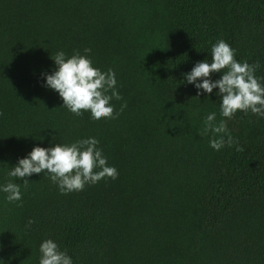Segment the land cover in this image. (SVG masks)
Segmentation results:
<instances>
[{
  "label": "trees",
  "instance_id": "1",
  "mask_svg": "<svg viewBox=\"0 0 264 264\" xmlns=\"http://www.w3.org/2000/svg\"><path fill=\"white\" fill-rule=\"evenodd\" d=\"M221 39L264 76V0H0V184L33 147L89 137L118 171L79 192L41 173L19 202L0 193L6 264H39L45 239L74 264H264V119L238 112L215 151L201 133L218 97L182 83ZM57 51L115 72V119L75 116L42 86Z\"/></svg>",
  "mask_w": 264,
  "mask_h": 264
},
{
  "label": "clouds",
  "instance_id": "2",
  "mask_svg": "<svg viewBox=\"0 0 264 264\" xmlns=\"http://www.w3.org/2000/svg\"><path fill=\"white\" fill-rule=\"evenodd\" d=\"M84 49V53L90 52ZM209 57L197 62L192 69L183 74V82L196 89V95L214 94L218 97L219 115L210 112L204 117L201 135L212 133L209 146L219 151L225 145L231 147L232 137L227 134V121L238 112L252 114L264 119V76H257L260 63L249 64L235 59V49L224 40H218L209 50ZM54 69L42 73L46 89L56 92L62 100V107L75 116L88 113L93 121L115 119L112 100H120L117 90L116 74L111 69L101 71L93 66L87 55L74 51L66 56L64 51L50 55ZM211 73H220V78L212 80ZM217 91L213 93V90ZM121 106V111L123 107ZM227 136V139H225ZM96 138L79 139L71 143H55L49 147L35 146L23 158H18L15 165L7 168L8 182L0 184V193L9 202L22 199L21 184L27 186V177L33 174L47 176L57 186L61 194L82 191L85 185H94L102 179L115 180L118 171L108 165L107 157L98 147ZM236 151H242L239 145ZM14 181H23L16 183ZM31 220L28 221L30 225ZM39 264H74L66 251H61L53 239H45L39 244ZM0 264H6L0 258Z\"/></svg>",
  "mask_w": 264,
  "mask_h": 264
}]
</instances>
